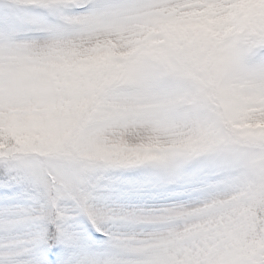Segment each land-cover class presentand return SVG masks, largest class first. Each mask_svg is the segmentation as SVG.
Masks as SVG:
<instances>
[{"label":"snow or ice","instance_id":"obj_1","mask_svg":"<svg viewBox=\"0 0 264 264\" xmlns=\"http://www.w3.org/2000/svg\"><path fill=\"white\" fill-rule=\"evenodd\" d=\"M0 264H264V0H0Z\"/></svg>","mask_w":264,"mask_h":264}]
</instances>
